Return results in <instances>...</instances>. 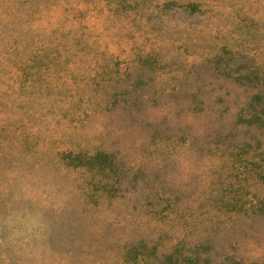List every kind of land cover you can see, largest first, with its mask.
<instances>
[{"label": "rangeland", "instance_id": "rangeland-1", "mask_svg": "<svg viewBox=\"0 0 264 264\" xmlns=\"http://www.w3.org/2000/svg\"><path fill=\"white\" fill-rule=\"evenodd\" d=\"M0 264H264V0H0Z\"/></svg>", "mask_w": 264, "mask_h": 264}]
</instances>
